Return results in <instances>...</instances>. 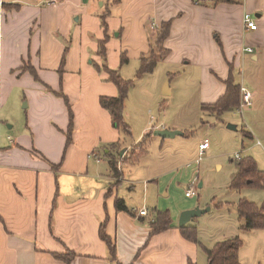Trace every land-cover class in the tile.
<instances>
[{
  "label": "crops",
  "instance_id": "obj_1",
  "mask_svg": "<svg viewBox=\"0 0 264 264\" xmlns=\"http://www.w3.org/2000/svg\"><path fill=\"white\" fill-rule=\"evenodd\" d=\"M240 1L198 5L194 0H58L51 4L0 0V264H65L54 254L67 251L75 254L71 264H116L100 238L103 223L115 241L120 264L202 263L203 250L184 238L179 219L173 218L170 230L151 236L149 208L155 203L148 198L149 177L140 181L144 189L140 203L124 195L125 185H134L126 176L107 198L116 181L107 155L115 154L112 146L119 142L127 153L152 127V131L180 130L169 127L165 119L175 103L172 83L181 70L201 69L198 104L202 110L225 95L223 82L233 75L240 59L251 55L256 63L264 60V0ZM104 14L109 36L106 61L99 55L105 39ZM247 14L256 21L257 30L246 28ZM167 22L171 29L163 47L168 54L152 74L139 80L143 83L162 71L159 87L148 98L138 95L135 102L131 98L135 86L125 103V118L134 128L142 108L160 101L166 113L155 126L153 117L143 121L134 144L121 142L109 113L100 105L101 97H116L118 89L96 66L107 65L124 80L134 78ZM65 53L62 84L59 70ZM124 57L127 61L122 64ZM25 65L34 68L37 78L22 69ZM239 85L244 87L243 82ZM54 92L67 96L74 113L73 143L68 149V109ZM25 100L27 131L11 134L15 126L10 125L2 130L14 107ZM187 103L183 101L182 106ZM117 198L125 201L131 213L116 210ZM142 210L148 216H141Z\"/></svg>",
  "mask_w": 264,
  "mask_h": 264
},
{
  "label": "rangeland",
  "instance_id": "obj_2",
  "mask_svg": "<svg viewBox=\"0 0 264 264\" xmlns=\"http://www.w3.org/2000/svg\"><path fill=\"white\" fill-rule=\"evenodd\" d=\"M234 1L241 4L240 0ZM246 58L239 60L233 77L237 84L243 82L244 87L251 91L252 104L250 107L228 112L221 118L200 109L198 99L201 69L192 67L187 73L180 71L178 79L172 83L175 88V103L169 108L165 123L169 127L179 126L180 130L175 131L186 135L175 139L152 136L147 154L138 163L126 165L123 169L124 176L134 180L133 187L128 183L125 185L124 195L133 198L135 203H140L144 195L140 181L149 177L151 183L148 198L155 203L154 208H149L152 213L157 207L160 211H169L172 218L179 219L182 212L194 209L190 207L195 205V208H210L208 213L189 224L197 228L202 246L212 249L219 242L239 238L243 241L239 251L240 263L264 264V230L242 231L244 221L238 215L241 200H248L258 207L264 206V188L231 189L232 178L240 160L251 157L264 172V60L256 63L251 55ZM155 74L154 77H147L143 83L136 81L137 88L131 92V98L135 102L138 101V95L148 98L149 94L154 93L155 87L157 91L163 74L162 71ZM157 78L160 80L156 81ZM130 80H136V76ZM154 81L157 82L156 85ZM223 84L227 85L226 80ZM165 86L166 83L163 88ZM183 101H188L185 107L182 106ZM26 103L27 100L14 107L2 130L10 125L15 126L11 134L27 131L25 127L29 110L24 108ZM142 109V113L137 114L138 120L135 121L134 128L129 125L131 137L121 138V142L134 144L143 121H151L153 117L155 126L157 121L162 122L166 113L163 101ZM230 125L237 129L230 130ZM153 128L150 129L151 132ZM6 136L3 133L2 137L6 139ZM206 140L210 146L201 155L199 144ZM115 180V183L120 182L119 179ZM190 190L195 195L187 198L186 194ZM201 254V264H208L206 253L203 251Z\"/></svg>",
  "mask_w": 264,
  "mask_h": 264
},
{
  "label": "trees",
  "instance_id": "obj_3",
  "mask_svg": "<svg viewBox=\"0 0 264 264\" xmlns=\"http://www.w3.org/2000/svg\"><path fill=\"white\" fill-rule=\"evenodd\" d=\"M196 4L200 5L209 1H213L214 5L221 3H233V0H194ZM107 14L101 16V23L105 31V39L100 42L99 55L104 61H106V44L109 40L108 25L106 22ZM171 29V22L164 23L157 32L155 42L151 46L150 55L141 59L140 68L137 71L136 80H124L118 71L111 70L107 65L102 67L96 66L97 71H104L109 76V82L113 83L118 89V96L116 97H101L100 105L107 111L111 117V121L116 130L119 131L121 138L131 137V128L125 118V103L129 97L132 89L136 86V81L143 79L146 75L152 74L156 69L160 60L168 54V50L163 47V42L168 38ZM65 55L63 56L61 68L59 74L61 76V83L63 84ZM126 58H122V64L126 63ZM25 71H29L37 78L36 72L30 65H25L23 68ZM227 91L225 95L214 104H208L202 106V111L221 118L224 114L233 110L239 109L241 106V85L236 84L231 72L229 80L226 82ZM57 96L62 98L67 106L69 114V128L66 132L67 142L66 149L73 143L74 134V113L69 99L62 92H54ZM154 132H150L146 135L142 141L121 156L123 149L122 144L119 142L112 146L115 150V154L110 152L107 155L111 173L115 179H119L120 182L112 184L107 193V198L111 197L114 190L121 184V179L124 177L123 169L126 165H134L140 161V159L147 154V146L149 140L154 136ZM237 172L232 178L231 189L239 190L245 187H258L264 188V172H262L257 162L247 157L240 160L237 163ZM60 166H52L53 170L59 169ZM115 208L118 212H128L125 201L117 198L115 201ZM238 215L241 220L244 221L242 231L251 232L255 230H264V206L258 207L255 203L248 200H241L238 206ZM173 225V218L169 211H160L155 209L153 211V220L151 227L153 232L151 236L160 235L171 229ZM184 238L192 243L197 244L207 255L208 264H241L239 260V251L243 246V241L239 238L230 241H224L217 243L212 249H207L199 242L198 230L192 226H186L180 228ZM100 238L106 244L110 259L116 264H120L117 259V248L115 241L106 232V223H103L100 229ZM56 259L63 261L65 264H71L75 258V254L67 251L64 254H54ZM189 264H194L189 262Z\"/></svg>",
  "mask_w": 264,
  "mask_h": 264
},
{
  "label": "built area",
  "instance_id": "obj_4",
  "mask_svg": "<svg viewBox=\"0 0 264 264\" xmlns=\"http://www.w3.org/2000/svg\"><path fill=\"white\" fill-rule=\"evenodd\" d=\"M58 0H52V1H47V4H51V3H55ZM244 23L247 29L251 30V31H255L257 30V23L256 21L252 18L251 15L247 14L244 18ZM248 52L252 53L251 49L247 50ZM252 99H253V94L246 89L245 87H241V106L240 109H244L246 107H250L252 104ZM209 142L206 140L202 143V145L200 146V153L201 155L204 154V152L209 148ZM195 195V192L193 190H190L187 192L186 197L191 198ZM140 215L141 216H148V211L147 210H142L140 211Z\"/></svg>",
  "mask_w": 264,
  "mask_h": 264
},
{
  "label": "water",
  "instance_id": "obj_5",
  "mask_svg": "<svg viewBox=\"0 0 264 264\" xmlns=\"http://www.w3.org/2000/svg\"><path fill=\"white\" fill-rule=\"evenodd\" d=\"M230 130H236V126L230 125L228 127ZM155 137H160L162 139H171L175 138L176 136H184V133L178 131H170V130H156L154 132ZM126 153V150L121 152V156L123 157ZM201 187V185H200ZM211 209H201V208H194L190 210H186L182 212L179 218V227L183 228L190 224L194 219L201 217L202 215L208 213Z\"/></svg>",
  "mask_w": 264,
  "mask_h": 264
}]
</instances>
